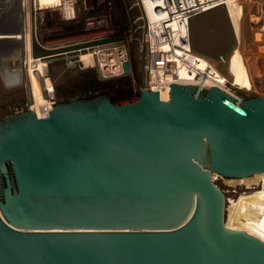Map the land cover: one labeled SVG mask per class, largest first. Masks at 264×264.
<instances>
[{
  "label": "water",
  "instance_id": "water-1",
  "mask_svg": "<svg viewBox=\"0 0 264 264\" xmlns=\"http://www.w3.org/2000/svg\"><path fill=\"white\" fill-rule=\"evenodd\" d=\"M237 94L174 83L0 119V264H264L213 180L264 173V97Z\"/></svg>",
  "mask_w": 264,
  "mask_h": 264
},
{
  "label": "rangeland",
  "instance_id": "rangeland-1",
  "mask_svg": "<svg viewBox=\"0 0 264 264\" xmlns=\"http://www.w3.org/2000/svg\"><path fill=\"white\" fill-rule=\"evenodd\" d=\"M242 2V3H241ZM230 3L232 7L233 25L237 36L241 37L237 40L232 26L231 19L225 7H218L209 12L195 16L190 19V34L192 52L195 55L202 56L212 63V65L227 79V87L234 93H245L249 97H264V12L261 14L260 4L262 0H241ZM81 4V0H78ZM124 16L132 22L137 18L135 34L143 41L147 34V19L141 0H121ZM244 12L242 16V8ZM21 27L22 31L27 28L28 31V78L30 80L32 93L40 91L41 84L38 80L32 61L34 57L51 56L45 60L48 63L49 77L54 85L56 102H65L73 98L91 97L99 94H109L115 102L127 101L139 96L141 89L146 86L147 74L145 71V55L147 45L143 43V53L141 59L132 58V54L139 51L137 44L131 47V62L133 72L127 76L104 78L101 70L97 65L84 66L81 60L88 65H94V59L90 54L80 51L86 44L82 43V38L78 35L64 36L62 27L64 25L60 11L53 12L52 19L54 25L57 26L49 44L50 49H44L35 43L34 51H32V38L30 29V15L25 19L26 13L21 10ZM255 18L258 22H255ZM9 19V18H7ZM24 44V41H23ZM10 47V46H9ZM241 52L243 65L248 69L249 77L253 79V90L245 91L238 89L232 85L233 77L229 72L230 58L235 50ZM6 47H1V52H5ZM63 54L57 56L56 54ZM22 62L24 72L22 84L14 87H8L0 73V119L14 115L17 112L29 109L32 104L30 84L26 75V51L15 56V60ZM118 70H113L117 72ZM259 76V77H258ZM263 77V78H262ZM261 80V81H260ZM260 81V83H259ZM44 89V81L41 79ZM258 82V83H257ZM262 83V84H261ZM257 86V87H256ZM251 87V88H252ZM259 87V88H258ZM262 87V88H261ZM249 89V88H247ZM60 93V94H59ZM46 97L48 96L45 92ZM45 97L36 96L38 108H44L43 99ZM226 178V177H225ZM239 179L227 178V181L218 180L217 185L224 191L228 200L236 201L241 194L252 191L246 185L237 183ZM236 184V185H235ZM264 181L260 182L257 188H262ZM228 204V202H227Z\"/></svg>",
  "mask_w": 264,
  "mask_h": 264
},
{
  "label": "bare ground",
  "instance_id": "bare-ground-1",
  "mask_svg": "<svg viewBox=\"0 0 264 264\" xmlns=\"http://www.w3.org/2000/svg\"><path fill=\"white\" fill-rule=\"evenodd\" d=\"M39 1L42 8L51 5L60 6L61 10L64 11V15L66 17L68 15L70 19L73 17L71 14L72 7H70L71 5L70 0H39ZM235 1L241 2V0H228L227 5L223 7L226 8L228 15L231 19L232 26L234 28L235 36L237 40L240 41L241 37L237 36L235 27L233 25V19H232L233 9L230 6V3H234ZM141 5L144 9L149 26L158 35H160V39H162L161 33L166 32L165 25L162 24V20L166 19L168 17V14L165 13L163 10L159 9L160 4L158 2H155V0H141ZM260 5L261 6L259 9L261 11V14H263L264 10L262 11V9L264 8V0H262ZM240 7L242 8V16H243V12H244L243 4ZM21 10H22L21 0H0V39L8 40L4 42V44L2 45L1 43L3 42L0 43V69L3 70L4 75L6 73L5 70L11 72L14 69L15 70L20 69L22 66V62L20 61V59L15 60V56L20 55L24 48V50L26 51V62H25L26 75L30 84V80L28 78V72H27L28 65H30L27 61L28 31L27 28L25 31H22L21 25H20V29L19 26L17 25V22L19 24V20L21 18V13H22ZM255 22L256 23L258 22L257 18H255ZM168 27L169 29L167 31L170 34V41L161 42L160 45L164 49V51L172 52V54L169 55L170 58L169 60L173 62L175 66L173 68V71L170 74H168L166 77L164 76L162 80L157 79L153 81V84H151L150 89H153L154 91H158L160 93L161 99L168 101L170 99L171 85L174 83L181 85L197 86L199 88H210L212 86H218L240 101L241 99L238 96V94L232 92L227 87L228 79L224 75H222L212 65L210 61H208L206 58L202 56L195 55L192 52L190 24L187 26L186 21H184V23H181L178 20H176L173 21L171 24H169ZM30 29L32 30L31 22H30ZM31 38H32V51H33V55L35 56L33 31H31ZM17 41L19 43H17ZM1 47H6L7 50H5V52H1ZM44 48L47 50L50 49V47L48 46ZM262 48L264 50V46H262ZM240 53L241 52L237 48V50H235V52L230 58L229 72L233 77L232 85L233 86L236 85L234 87L238 86L239 87L238 89L251 91L253 90L252 87V84H254L253 79L251 78V76L249 77L247 73L248 69L243 65ZM56 55L60 56L63 54L61 53ZM51 57H56V56L55 55H51V56L44 55L38 57L35 56L32 61V65L33 68L35 69V72L37 70L45 74L46 71L45 60ZM87 66L93 67L95 65L87 64ZM19 78L20 77L14 80V82L20 81ZM38 80L41 84L42 92L35 90L33 94L30 84L31 98H32V104H31L32 106L30 109H32L39 117H43L44 114H46L44 112L45 108L49 107V100L45 95L41 80L39 78ZM44 83L49 89H52V83L48 76L46 77ZM36 96L45 97L43 99L44 108H38L39 106L37 104H40L41 102L37 101L36 103ZM213 176L215 178L220 177L219 174L217 173H214ZM232 179H239L237 183L246 185L248 189H251L252 191L241 194V196L236 201L231 199L228 200L226 198L225 223L227 227L233 230L247 232L250 235L258 237L259 239L264 241V185L262 188L256 187L260 184V182L264 181V173L261 174L257 173L249 177L232 178ZM224 180L226 182L227 178L224 177Z\"/></svg>",
  "mask_w": 264,
  "mask_h": 264
},
{
  "label": "built area",
  "instance_id": "built-area-1",
  "mask_svg": "<svg viewBox=\"0 0 264 264\" xmlns=\"http://www.w3.org/2000/svg\"><path fill=\"white\" fill-rule=\"evenodd\" d=\"M70 2L73 16L71 19L69 15L67 17L64 15L60 6L51 5L42 8L39 0H21V8L26 13L25 19L27 20L28 14L30 15L34 45L36 43L42 48L49 47L52 34L59 30V28L55 30L57 26L53 23L52 14L59 10L64 23L63 35L68 37L75 34L82 38V43L86 45L81 48V51L92 56L94 65L98 66L104 78L127 76L124 72L126 62L130 63L132 73L131 47L133 44H137L139 51L135 53V57L137 55L141 59L142 46L143 43H146L144 68L147 82L145 87L153 90L150 89L153 81L162 80L164 76L166 77L173 71L175 66L169 60V55L172 52L164 51L160 45L161 42L170 41L168 25L178 20L181 23L186 21L188 26L191 18L223 7L227 5L228 0H155L160 4L159 9L168 14V17L162 20L166 32L161 33L162 39H160V35L151 29L147 21V34L143 41L135 34L137 30L135 25L142 18L139 17L133 22L127 19L123 14L121 0H81V4L78 3V0H70ZM80 62L87 66L85 61L81 60ZM45 66V74L36 70L38 78L43 79L44 82L46 77H49L47 62H45ZM115 69L118 71L113 72ZM49 79L51 81L50 77ZM44 92L48 95L49 107H51L45 108L46 114L43 117L37 115L39 118L48 117L57 103L53 83L52 89H49L45 84ZM31 106L29 105L28 108L30 109ZM219 176V178L213 176L216 184L219 179L225 181L223 176Z\"/></svg>",
  "mask_w": 264,
  "mask_h": 264
},
{
  "label": "trees",
  "instance_id": "trees-1",
  "mask_svg": "<svg viewBox=\"0 0 264 264\" xmlns=\"http://www.w3.org/2000/svg\"><path fill=\"white\" fill-rule=\"evenodd\" d=\"M60 94V93H59Z\"/></svg>",
  "mask_w": 264,
  "mask_h": 264
}]
</instances>
